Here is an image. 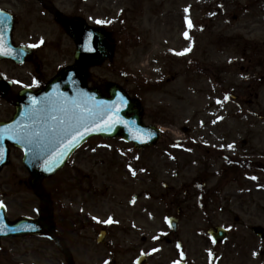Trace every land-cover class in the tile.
Returning a JSON list of instances; mask_svg holds the SVG:
<instances>
[{"label":"rangeland","instance_id":"obj_1","mask_svg":"<svg viewBox=\"0 0 264 264\" xmlns=\"http://www.w3.org/2000/svg\"><path fill=\"white\" fill-rule=\"evenodd\" d=\"M76 12L104 21L114 37L112 61L90 71L93 88L105 94L113 83L135 94L144 123L162 129L163 140L135 151L119 140H90L42 181L73 264H132L147 253L149 264H167L172 248L161 237L168 201L186 206L178 239L191 264L210 262L203 240L217 226L230 230L218 264H264V241L249 230L264 229V0H91ZM242 157L247 173L225 175L228 160ZM29 182L22 153L10 148L0 203L11 222L43 211ZM100 230L110 232L105 250L95 244ZM0 264L67 263L51 241L27 236L1 242Z\"/></svg>","mask_w":264,"mask_h":264},{"label":"flooded vegetation","instance_id":"obj_2","mask_svg":"<svg viewBox=\"0 0 264 264\" xmlns=\"http://www.w3.org/2000/svg\"><path fill=\"white\" fill-rule=\"evenodd\" d=\"M87 2L91 3V0H78L77 2L72 0H0V11L6 13L8 19L12 18L14 23L10 30V44L19 47L39 45V47L33 48L34 52L31 57L23 54L20 64H16L12 60H0V108L3 106L6 109V114L2 111L4 118L1 117L0 122L9 121L12 118L21 92L35 93L43 89L53 74L74 65L76 43L61 19L75 20L90 28L106 31L107 26L103 28L101 24L90 22L76 12L82 6H86ZM17 8L19 13H17ZM45 26H54L56 32L45 31ZM105 35L106 41H114V37L109 31H106ZM0 36L3 37L4 43V33L0 32ZM48 44V47L53 49V54H45ZM50 68L52 71L48 73ZM90 70L91 68H88L89 79ZM162 140L161 135L157 144ZM179 147L183 148L181 144L172 146L174 150ZM183 205V201H168V208L171 212L168 214L169 217H174L182 222L187 217L186 206L183 207ZM52 210L53 214L48 224L56 231L54 223L57 219L53 205ZM40 216L45 217L46 215L41 214ZM106 238H108V233H106ZM164 241L167 246H174L169 261L178 258V264H191L185 243L178 242L176 234L171 232ZM203 241L208 243L209 240L207 238ZM109 245L110 243H106L102 248L106 249ZM216 256L217 252H213L210 264L215 263Z\"/></svg>","mask_w":264,"mask_h":264},{"label":"water","instance_id":"obj_3","mask_svg":"<svg viewBox=\"0 0 264 264\" xmlns=\"http://www.w3.org/2000/svg\"><path fill=\"white\" fill-rule=\"evenodd\" d=\"M71 27L70 34L74 36L77 40L79 49L77 52L76 60L81 64L80 66L69 68L65 70L62 75L54 79L44 94L52 95L62 92L74 97L75 100L79 96L78 100H83L84 95L86 98H90L86 102L89 106H99L98 110L100 115L103 116L104 109H111L108 116H104V121L99 126L90 127L85 131L84 138L89 136L99 135L103 137H113L121 135L125 141L132 142L135 144L136 148H142L144 146L151 145L156 140L149 141L156 135L157 131L153 128L145 127L141 123L140 113L134 112V115L130 118H126L127 115L131 114L132 109L137 106V102L129 100L127 96L116 86H112L109 89V94L112 97L111 100L106 101L103 99L96 90H89L85 85V75L83 72V67L87 65L100 64L104 60H110L112 56V50L109 47L102 46V39L95 36L91 45H86L78 40L76 37L77 28L72 25L73 22L67 23ZM64 87V88H63ZM56 88V89H55ZM45 101L46 98H45ZM20 101L17 105V112H19ZM117 109V110H116ZM118 113V115H117ZM100 117H97L99 120ZM115 121L113 124L112 121ZM107 124H112L111 128L105 127ZM100 127H105L104 131H100ZM10 132L6 128L0 129V153H2V158H0V170L3 165L6 164V159L8 151L6 148L7 142H11L15 146L21 148L24 152L23 164L27 168L28 172L32 178V185L37 188V194L41 197L40 193V182L43 178L53 175L66 161L67 157L71 151L65 152L64 156L60 159L58 163L53 166H49L48 160L53 158L52 151L49 149H40L35 146H26L22 143H16V139H9ZM80 140L75 145L80 144L83 140ZM6 148V149H5ZM25 153H28L27 155ZM215 233H211L215 240H223L226 238V233L221 229H215ZM253 232L260 238H264V233L261 228H253ZM47 230L43 229L40 221H31L23 219L15 224H10L7 222L4 213L0 212V239L4 237L17 236V235H40L45 233ZM145 260H141L139 264H144ZM71 264V263H69Z\"/></svg>","mask_w":264,"mask_h":264},{"label":"snow or ice","instance_id":"obj_4","mask_svg":"<svg viewBox=\"0 0 264 264\" xmlns=\"http://www.w3.org/2000/svg\"><path fill=\"white\" fill-rule=\"evenodd\" d=\"M187 12V9H185ZM96 24H103L104 21L97 20ZM189 28H191V22L186 21ZM184 36L188 39V33L185 32ZM43 43V41H41ZM29 47H39L38 44L29 45ZM191 49H186L185 52L175 53L178 56H183ZM11 55V50L5 51L3 37L0 36V56ZM219 104L220 101H217ZM99 106H89L83 100H68L61 101L49 100L39 108H30L26 110L23 120L15 126L9 129V139L15 137L16 143H22L26 146H35L40 149H49L52 151L53 158L48 160L49 166H53L60 161L65 152L69 151L72 146L78 141L84 138L83 133L90 127L99 126L104 121V116H108L111 109H104V115H100L98 110ZM118 115V113H117ZM100 117L97 120V117ZM24 121H27L25 123ZM114 124L115 121L113 120ZM105 127L111 128L112 124H107ZM105 127H100V131H104ZM231 147V146H230ZM26 155L28 153H25ZM0 153V158H2ZM132 175L135 176V172L129 168ZM250 179L255 180L256 177ZM4 205L0 203V208ZM92 219L97 223H104L111 225L113 220L109 217L106 221H100L96 217ZM2 234V233H0ZM153 251H156L155 249ZM105 264H109L105 261ZM178 264V262H177Z\"/></svg>","mask_w":264,"mask_h":264}]
</instances>
